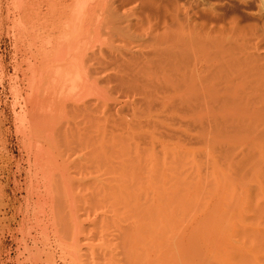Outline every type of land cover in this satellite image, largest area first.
Masks as SVG:
<instances>
[{
	"label": "bare ground",
	"instance_id": "6f19581e",
	"mask_svg": "<svg viewBox=\"0 0 264 264\" xmlns=\"http://www.w3.org/2000/svg\"><path fill=\"white\" fill-rule=\"evenodd\" d=\"M14 2L10 88L26 154L12 171L0 136V205L25 189L44 225L75 240L74 210L55 216L88 185L96 210L135 218L121 230L128 264H264V33L191 24L172 0Z\"/></svg>",
	"mask_w": 264,
	"mask_h": 264
},
{
	"label": "rangeland",
	"instance_id": "374dc122",
	"mask_svg": "<svg viewBox=\"0 0 264 264\" xmlns=\"http://www.w3.org/2000/svg\"><path fill=\"white\" fill-rule=\"evenodd\" d=\"M14 1L15 0H0V55L2 56L1 59L3 60V61L1 60L2 63H0V68H2V69H0V119H2V120H0V136H1L2 140L5 142L7 141V139H9L8 145H7V143H5L6 146L5 145L4 146L6 148H3L4 151L2 150V152L4 154L7 153V155L13 157L14 161L11 163V170L15 172L17 170V162L16 161L19 158H21L23 155H25L26 153H25V150L23 149L22 144H20L19 138L16 134V122H15V113H14L15 112V109H14L15 108V106H14L15 105V101H14L15 99H14L13 93H11L12 88H10V87H12L11 84H13L12 83L13 81H11V80H13V77L15 76V73H14V71H15L14 70L15 60H14V56H13L15 54V48H14L15 42H14V39L12 37L13 36L12 34L14 32L13 26L15 24L14 21L16 19L17 11H16V2H14ZM169 1H171V0H169ZM172 1H174V3H175L174 4L172 2V5L177 4L178 7L181 6L180 7L181 9L180 8L179 9L181 10V13H182V19H184V20L186 19V22H187V20H188V22H190V21L195 22L196 20H198L196 22H199V20H200L199 25L200 24L201 25L206 24L207 28L218 29V26L221 25L220 26L221 28L224 27V29L227 28V30L232 28V26H235V24H236V26L246 28V31L249 33L253 32V31H254L253 33L256 32L257 35H258V33L259 34L264 33V31H263L264 30V0H172ZM173 6H172V8H174ZM202 6H204V7H202ZM207 8H208V12L206 11ZM203 11H205V13L206 12L207 13L205 14V13H203ZM183 14L187 15V16H184ZM199 14H200L201 18L199 16ZM220 14L222 17L220 16ZM209 15H210V17H208ZM194 17L195 18L198 17V18L195 19ZM256 17H258V18H256ZM214 18H215V20H214ZM201 19H205V20H203V23H202ZM207 21L209 23L211 21L212 22H211V24H209ZM192 22H190V23L194 24ZM214 22H217L219 24L217 25ZM186 24L190 25L189 23H186ZM253 24H256V25H253ZM208 25H209V27H208ZM250 25H252V26H250ZM247 27L252 28V29L254 28V29H253V31H252V29L249 31V29ZM262 43H263V46L261 44V47L264 49L263 40H262ZM1 126H2V128H1ZM1 132H2V134H1ZM15 162H16V165H15ZM72 170H73V167L71 168V171ZM74 170H75V168H74ZM25 175H26V173H23V175L19 174V177L22 178V177H25ZM7 176H8L7 172L2 174V176H1L4 183H5V181H7ZM11 178H12L11 180H13V177H11ZM77 186L78 185L74 186V188L76 189L75 192L73 191L74 194H72V189H71V199H72V197H74L75 200L73 201L70 199V201L67 202L68 205L74 203L73 206L72 207L66 206L67 210L65 212V210L63 209V208H65V205L64 204L60 205L59 208L57 207L58 212H60V213L58 215V212H57V214L55 216V218L57 217L56 218L57 220H60L59 218H61V215H62L66 221L65 216H67L70 213V211L74 210L71 213L74 214V212H75L76 214H74V217L78 218L79 220L77 219V222H76L74 220L76 218H69V219H71V220L73 219L75 221V222H73V220L72 221L70 220L71 225L73 226V229L77 227V226L75 227L76 224H78V226L82 227V228L77 227V231L79 229H81V231L79 230L80 234L78 232L74 233L75 240H74V238H72L73 233H72V236H70V233L67 234L66 232L62 233L63 235L58 234V233L62 232V228H63L62 222L59 225L58 224L55 225V228L57 227L56 232L58 231V233H54L55 228L53 230H51L50 228L46 227L47 224L44 225V223H47V220H48L47 216L45 217L44 212H43V214H44V216H43L42 210H41L42 207H40V209H39L34 203L33 204H32V202L30 204L27 203L28 202V200L26 199L27 191L25 189H21L17 192L16 197H18V200H14L17 203L14 201H10V203H9L8 199L5 200L4 203H2L3 207H0V210L2 213L4 212L5 214H1L0 217H1V219H3L2 217L4 216L5 218L3 219V221L1 220V222H0V240L5 241L4 242L5 246H4L3 253H2L3 256H1V259H2L1 262H4V263H1V264H24V263L25 264H33V261H32V254L33 253H38L39 258L43 260V263H42V260L39 259V264H44V263L50 264L51 261L48 262V260H47V258L49 256L50 257L52 256V260L54 259L53 262H51V264H53V263L54 264H115L116 262H117L116 264H126L128 262V261H126V257L124 255L125 253L123 254V251H124L123 249L125 247V245H124L125 242L123 243V240L125 238L123 236L124 231L122 232L121 230H126L124 228H127V227L130 229V227L135 224L136 220H133L135 218H133L130 213H128L125 209H123L122 206H120V207L123 209V211L121 210V208H118L119 205H117V207H115V205H113V204H112V206H114V207L111 206V208H110L111 210H113V212L109 210L110 204H106L105 206L102 205L103 207H105V209H106V207L109 206L107 210L109 211L108 216H110V217H108L109 219L105 218V216L107 217L106 214H108V213L103 212V211H106L104 208L102 210V208L99 207V208H101V211H98V213H96V211L100 210V209L98 208L96 210L94 205H93L95 202L94 201L95 199H93V197H92L93 191H92V193H91V191H88V193L86 195L83 194L84 190L87 189L88 185L81 184L79 188H76ZM81 186L85 189H82ZM88 188L90 190L89 186H88ZM77 189H81V190L79 191ZM82 190H83V192H82ZM8 192L13 193L12 188H10L8 190ZM89 193L91 196L89 195ZM87 195L90 196L94 202H92L91 199H89L87 197ZM6 201H8L7 203L9 204L7 206L5 205ZM18 202H20V203H18ZM25 203H27V204L25 205ZM18 204H19V206H18ZM2 205H0V206H2ZM34 205H35V207H34ZM13 206H14V208H12ZM15 206H18L17 210H16ZM25 206H27V207H25ZM62 206H64V207H62ZM67 207L70 208V211H68L69 209ZM96 207H98V206H96ZM117 208H118V210H115ZM35 209H36V213H34ZM60 209L64 210V213ZM37 210L38 211L40 210L39 212H41V213H38ZM114 210L118 211V213L121 212L122 214L119 213V216H118V213L115 212V214H114ZM119 210H121V211H119ZM27 211L29 212V214H27L28 213ZM56 211H57V209H56ZM111 212H112V215L110 214ZM33 214H37V216L40 215L41 217L39 216V219H41V220H39L37 218V216L36 215L34 216ZM70 214H69L70 217H71V215L73 216V214H71V215ZM8 215H9V217H8ZM123 215H125V216H123ZM58 216H60V217L58 218ZM129 216L132 217V219H130ZM42 217L45 219L42 220L43 219ZM23 218H25V219H23ZM26 218H27L28 222L24 221V220H26ZM32 218L34 220H32ZM8 219L9 220L12 219V220L9 221ZM101 219H102V221H101ZM103 219L104 220L107 219L108 221L106 220L107 221L106 222ZM31 220H32V222H30ZM57 220H55V222ZM103 221H104V223H103ZM58 222H60V221H58ZM72 223L73 224L76 223V224L73 225ZM130 223H132L131 226H129ZM28 226H29V228H28ZM101 227H102V230H101ZM27 228L29 229L30 232H28ZM108 230H110V231H108ZM30 233H31V235H34V236L37 235V237L35 236L33 238V236H28ZM55 234H56V236H55ZM48 235H50V236H48ZM77 235H79V238L77 237ZM64 236H66V237H64ZM27 237H29V238H27ZM68 237H70L71 239H69ZM122 237H123V240H122ZM36 238H38V239H36ZM34 239H36L37 241L39 240V242L37 243V241ZM90 241H91V243H90ZM99 244H100V246H99ZM110 244H111V246H110ZM87 245H89L88 246L89 248L87 247ZM112 245L113 246L115 245V246L113 247ZM90 246H92L93 248ZM78 247H80V248H78ZM41 248H42V250H41ZM48 248H50V251L48 250ZM109 249H111V250H109ZM46 250L48 251L49 254H50V252H52L51 250H53V255L51 254V255L47 256L48 253ZM78 250H79V252H77ZM31 251H32V253H31ZM109 252L110 253L112 252V253L110 254ZM46 253H47V255L45 256ZM18 255H19V257H18ZM53 256H54V258H53ZM106 256H107V258H106ZM3 257H5V258H3ZM143 257L146 258L145 256H143ZM143 257H142V259H140V263H138V264H143L144 261H145L144 264H153V263L156 264L154 262V260L152 261V259L150 260V258L149 259L146 258L147 259V261H146ZM17 258H19V259H17ZM104 258H106V259H104ZM124 258H125V260H124ZM44 259H46L47 261ZM49 260H51V258ZM6 261H7V263H6Z\"/></svg>",
	"mask_w": 264,
	"mask_h": 264
}]
</instances>
